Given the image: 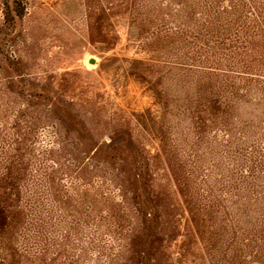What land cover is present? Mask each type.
I'll return each instance as SVG.
<instances>
[{
  "label": "rangeland",
  "instance_id": "1",
  "mask_svg": "<svg viewBox=\"0 0 264 264\" xmlns=\"http://www.w3.org/2000/svg\"><path fill=\"white\" fill-rule=\"evenodd\" d=\"M25 2L0 264H264V0Z\"/></svg>",
  "mask_w": 264,
  "mask_h": 264
},
{
  "label": "trees",
  "instance_id": "2",
  "mask_svg": "<svg viewBox=\"0 0 264 264\" xmlns=\"http://www.w3.org/2000/svg\"><path fill=\"white\" fill-rule=\"evenodd\" d=\"M0 56L5 60V47L20 32L18 23L26 13L25 0H0Z\"/></svg>",
  "mask_w": 264,
  "mask_h": 264
}]
</instances>
